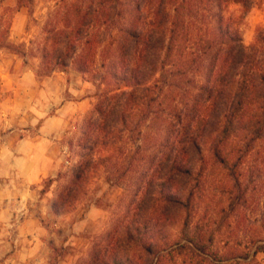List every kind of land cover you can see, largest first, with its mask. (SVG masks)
<instances>
[{
  "label": "trees",
  "instance_id": "16d2710c",
  "mask_svg": "<svg viewBox=\"0 0 264 264\" xmlns=\"http://www.w3.org/2000/svg\"><path fill=\"white\" fill-rule=\"evenodd\" d=\"M63 3L72 18L49 30L43 76L91 72L102 41L90 31H119L100 54L105 87L96 111L103 130L126 132L137 145L134 171L148 165L125 215L128 254L109 237L88 264H240L264 252V238L221 250L213 230L194 224L209 164L228 171L232 212L249 202L240 169L264 142V30L247 46L223 11L238 3L248 13L255 0H140L137 10L152 15L139 29L118 17L122 0ZM141 150L146 157L136 158Z\"/></svg>",
  "mask_w": 264,
  "mask_h": 264
},
{
  "label": "rangeland",
  "instance_id": "374dc122",
  "mask_svg": "<svg viewBox=\"0 0 264 264\" xmlns=\"http://www.w3.org/2000/svg\"><path fill=\"white\" fill-rule=\"evenodd\" d=\"M139 1L122 0L118 15L138 29L152 15L149 7L137 10ZM67 9L63 0H0V264H88L109 237L117 253L128 254L125 215L148 165L134 171L137 145L126 132L103 130L96 111L105 87L100 54L120 34L90 31L102 41L91 72L69 67L43 76L49 30L72 18ZM223 15L247 46L264 30V0L248 13L230 3ZM207 168L194 224L213 230L221 250L264 238V142L240 169L249 189L244 209L230 210L227 169ZM171 236L179 237L178 229ZM240 264H264V252Z\"/></svg>",
  "mask_w": 264,
  "mask_h": 264
}]
</instances>
